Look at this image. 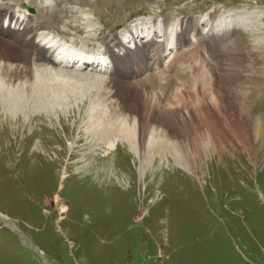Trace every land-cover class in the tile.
Returning <instances> with one entry per match:
<instances>
[{
  "label": "rangeland",
  "instance_id": "rangeland-1",
  "mask_svg": "<svg viewBox=\"0 0 264 264\" xmlns=\"http://www.w3.org/2000/svg\"><path fill=\"white\" fill-rule=\"evenodd\" d=\"M25 1L34 13L11 0L0 6L20 21L45 20L37 36H56L78 52L115 49L123 57L126 47H114L119 31L139 22L143 41L154 46L167 32L166 75L152 77L154 85L143 80L155 95L169 94L163 101L186 116L190 133L148 145L139 141L136 117L115 121L132 127L131 139L108 128L112 105L102 96L111 94V66L38 62L31 82L40 90L49 85L45 69L59 79L50 85L58 95L41 101L21 91L28 83L11 86L0 73L9 99L22 102L18 111L0 107V264H264L263 144L241 142L234 130L227 141L214 134L242 120L248 130L264 123V0ZM230 10L257 13L223 31L211 26ZM190 25L197 29L179 54L175 31ZM189 61L206 67L192 75L178 69ZM95 113L100 129L90 121Z\"/></svg>",
  "mask_w": 264,
  "mask_h": 264
},
{
  "label": "bare ground",
  "instance_id": "bare-ground-1",
  "mask_svg": "<svg viewBox=\"0 0 264 264\" xmlns=\"http://www.w3.org/2000/svg\"><path fill=\"white\" fill-rule=\"evenodd\" d=\"M11 2H14V5L18 7L19 9H23V12H25L30 7L28 6L30 4L25 0H11ZM46 8L50 10L48 7ZM47 12L49 13V11ZM256 13H257L256 10H253V11L230 10L224 14L216 15L215 17L216 20L211 25L213 27L214 24L215 26L217 24V28L215 27L214 28L219 31H223L226 27L233 25L234 23L243 24L244 21L245 22L250 21L252 16L256 15ZM222 19L223 21H221ZM7 21H9L10 24L8 28L6 29L5 23ZM12 23H15L14 29H12L11 27ZM45 25H47V22L45 20H39V19L33 20L32 18H29L28 20L20 21V19L16 18L15 14L11 13V11L9 12L6 10L4 6L2 5L0 6V73H2L3 78H4L1 80H5L6 83L10 82L11 86L17 83L20 85L21 82L28 83V88L26 87V90L25 89L23 90V88H21V91L25 93L26 97H28V99L30 100H33V98L34 99L38 98L41 101V100H45L46 97L52 98V96H54L55 94L58 95L59 87L57 89L55 86V88L53 89L50 85L52 81L56 82V81H59V79L54 80L52 78L51 72L47 71V69H45V72H47L45 82L49 83V85H47V87L45 86L46 93L39 89L38 84H36L35 82H31V77H32L31 74L34 73V71L32 73V70L34 68L33 66H37L36 64L38 62L42 63V61H45L48 63H55V60L53 59L52 55H50L48 52L46 53L45 51L43 52L39 47L35 45V42H36L35 38L38 35V33L41 32V30L44 28ZM143 26H144L143 23H138L135 26L136 28L134 27V29H136V31L139 32V30ZM196 29H194L190 25V26L183 27L180 33L178 31H175L176 41L178 42V44L176 43L175 49L179 47L180 45V50H182L181 48H182V45H184L183 42L186 39V34ZM165 36H166V40L164 42L156 44V46H154L155 44L154 40L148 41L144 46L142 45L143 48L141 49L137 48L135 52L126 51V54L123 57L116 56L115 53L112 52V58L114 57L112 60L113 65H114L113 66L114 72L111 76L112 84H110V87H108V90L109 88L111 89V94L110 95L106 94L102 96L103 98L107 99V101H109L110 104L112 105V107L110 108L111 109L110 114L108 116V120L110 122L108 125V128H110L111 130L113 128L114 129L117 128L121 131L125 130L126 135L128 136L129 139H131V136L133 135L132 127L128 125L130 129L129 128L123 129L124 125H119L118 127L115 121L122 119V120H125L124 121L125 123H130L133 119L135 120V117H136L138 118V126L140 129V132H139L140 140L139 141L142 143L147 142L148 145H155L156 143H158L159 139L162 136L168 137L171 135V132H177V131L180 132V134H182L181 135L182 139H185V138L189 139L188 137L190 133V130L187 126L188 119L186 118V116L185 115H184L185 117L182 116L181 115L182 113L173 110L170 106H168L169 103L165 102V100L163 101V97L167 98V95L169 94L166 93V95L164 94L165 96L155 95L154 94L155 90L154 91L152 90L153 92L149 91L151 88L149 86L150 83L148 84L146 80H143L145 78L152 79V77L154 76L156 77V75H159L161 73H165L166 71H168L167 67L165 66L162 67L161 64H163L162 62H163V59L167 51L173 48L169 46V42L167 41V32L165 33ZM206 43L207 41L204 42L203 45H205ZM195 45L196 43L194 44V46ZM207 45L209 49L213 50L211 46L212 44L210 42H208ZM114 47L115 48L123 47V43L117 40L116 38ZM46 49L47 48H44V50ZM178 50L179 48H177V51ZM180 50L178 52L179 54L181 53ZM73 57L79 58V61H80L85 56H82L80 53L78 54L70 53V58H73ZM222 57H225V56L219 55L216 59H214V63H216L215 66H217L219 61L221 62L224 59V58L222 59ZM224 61L226 62L225 59ZM205 62L207 61H204V64ZM11 63H16L17 64L16 67L12 68L10 65ZM187 63H191V65L190 66L188 65L184 68L178 67V69L180 71L181 70L184 71L185 69H187L190 75H192L194 72H200L202 71V68L206 67L205 65L202 66L201 63H199L200 64L199 65L196 62H192V61H189ZM187 63L185 64L187 65ZM222 64L224 66L225 63L223 62ZM84 66L87 68L90 65L87 63H84ZM239 66H241V64ZM217 68H221V65H219V67L217 66ZM173 71L171 72V74L174 75ZM223 71L224 70L222 69L221 74L223 73ZM181 74L183 77H188L184 73H181ZM202 74L204 73H200L199 75H196L197 78L201 76ZM190 75H189V78L191 77ZM143 76H146V77L144 78ZM115 79H117L118 81H115ZM1 80H0L1 82L0 83V94L4 95L5 96L4 98H6V100L3 103L0 100V107L6 106L5 108L10 111H18L20 107L22 106V102L20 100H15V99L11 101L9 99L11 92L8 89V87H6L7 86L6 84H5L6 86L3 85L4 82L2 83ZM152 80L153 81L150 80V82L152 83V85H154V79ZM221 80L222 78H220V81ZM194 81L196 82V79H194ZM159 83L161 82L159 81ZM189 83L192 84L193 82L189 81ZM193 85L195 86L197 84L193 83ZM13 89L14 88H12V90ZM16 92L13 91V93H16ZM170 96L173 97L174 94L172 95L170 94ZM203 96H205V94H203ZM168 107L171 109H169ZM23 109H24V106H23ZM95 114L96 115L90 116V121L92 125H94L97 129H100V127L105 125V123H103V119H101L102 116L98 117L97 113ZM223 118L226 120L227 119L229 120L228 116L223 117ZM242 121H240L241 123H239V125L236 128L231 127L230 130L224 129L223 131H222L223 129L222 128L220 130L215 131L214 134H221V136L223 137L222 139L227 141L230 138V133L234 130L238 134L237 136L240 138L241 142L244 141L245 143L249 144V141L254 140L256 144H263V148H264V123H257L256 127H254L252 130H248ZM208 125H209V128L213 127V129H218V126H219V125L217 126L216 122H213V121L208 123ZM160 127L163 128L161 130V133L158 132ZM173 130H176V131H173ZM148 134L150 135V138L147 136ZM147 137L149 138L148 140H147ZM63 210H65V208H63Z\"/></svg>",
  "mask_w": 264,
  "mask_h": 264
}]
</instances>
